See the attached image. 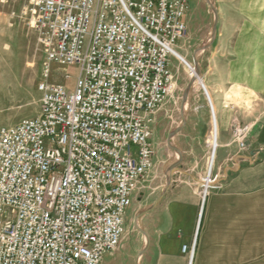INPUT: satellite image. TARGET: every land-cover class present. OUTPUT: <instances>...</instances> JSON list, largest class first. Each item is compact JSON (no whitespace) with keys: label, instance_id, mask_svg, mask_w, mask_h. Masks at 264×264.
<instances>
[{"label":"built area","instance_id":"2783aa9c","mask_svg":"<svg viewBox=\"0 0 264 264\" xmlns=\"http://www.w3.org/2000/svg\"><path fill=\"white\" fill-rule=\"evenodd\" d=\"M190 9L188 0H24L45 57L38 114L0 128V264H103L121 244L154 167L151 118L173 90ZM54 64L78 68L72 87L50 80ZM251 128L235 130L240 146ZM182 251L192 264L194 246Z\"/></svg>","mask_w":264,"mask_h":264},{"label":"rangeland","instance_id":"374dc122","mask_svg":"<svg viewBox=\"0 0 264 264\" xmlns=\"http://www.w3.org/2000/svg\"><path fill=\"white\" fill-rule=\"evenodd\" d=\"M188 1L191 7L189 27L186 36L178 41L177 48L189 62H196L213 97L210 78L214 76L216 66L221 68L220 64L213 63L214 55L220 56L219 50L214 49L215 41L219 40L218 31L222 28L231 31V40H236L241 28L257 30V24L252 27L250 20L255 21L253 7L257 9L260 2H250L247 11L243 10L246 14H240L236 10L237 1ZM23 4L24 0L0 2V128L34 117L39 112L37 85L42 77L45 52L38 33L22 14ZM261 25L264 30V24ZM260 36L264 41V33H253L254 40H260ZM171 69L173 90L151 118L154 167L141 182L142 194L135 198L130 209L121 244L106 254L103 264H140L150 250V233L162 226L164 215L170 217L178 212L182 227L185 226V203L192 204L195 210L193 237L189 243L195 248L192 264H264V257L252 256V253L246 257V252L240 249V241L233 237L229 218L231 179L235 184L237 178L235 168L239 170L247 166L246 156L250 151L264 149V94L260 93L264 84L261 75L252 79V91L243 93L239 89L235 95L223 97L225 121L222 129L217 110L219 145L211 172L213 119L209 101L183 61L172 57ZM66 72L72 73L71 79L65 77ZM77 74L75 66L58 67L54 64L50 80L72 87ZM191 107L196 119L193 125L187 123ZM245 124L252 125V128L243 147L235 141L234 133ZM191 138H197L195 145L189 143ZM257 161L255 157L253 162ZM237 186L240 192L245 184L238 180ZM200 215V229L195 237ZM183 228L179 233L183 234ZM184 254L186 260L183 264H189V256Z\"/></svg>","mask_w":264,"mask_h":264},{"label":"crops","instance_id":"0c3cea01","mask_svg":"<svg viewBox=\"0 0 264 264\" xmlns=\"http://www.w3.org/2000/svg\"><path fill=\"white\" fill-rule=\"evenodd\" d=\"M232 1H237L238 6L235 8L240 14L247 11L250 2L258 1L260 4L257 9L253 7L257 23L253 19L250 20L252 27L257 24V30L254 31V28L250 27L241 28L239 33L237 32L236 40H231L233 33L222 28L218 31L219 40L214 43V49L219 50L220 56L214 55L213 63L214 65L220 64L221 68L217 69V66L214 68V76L210 78V87L219 112L222 129L225 121L223 97L235 95L234 92L239 89L243 93L252 91L251 81L255 75H261V81L264 84V41L261 40V36L259 37L261 41L254 40L253 37V33H264L261 25L264 24V4L261 3L264 0ZM244 4L245 9H242ZM228 37L230 39H226ZM253 65L257 67L253 69L251 67ZM260 91L261 94H264V87ZM246 94L250 95L251 92H246ZM193 111L194 108L191 107L187 117V123L192 125L196 123ZM222 139L221 137V141ZM189 141L190 144L195 145L197 138H191ZM188 153L190 152L188 151ZM255 157L258 158L256 163L253 162ZM246 160L248 161L246 167L234 170L237 176L235 184L231 179L230 226L234 233L233 237L235 236L236 240L240 241V249L246 252V257L251 256V253L252 256L264 257V149L257 152L250 151ZM238 180L245 184L244 189L240 192L237 189ZM194 219V207L187 203H185L184 228L181 215L178 212H174L170 217L164 215L161 221L162 226L150 233V250L142 257L140 264H183L186 256L182 251V246L189 244L193 237ZM200 223L201 215L195 237L198 236ZM182 228L184 229L183 234L179 233Z\"/></svg>","mask_w":264,"mask_h":264},{"label":"bare ground","instance_id":"6f19581e","mask_svg":"<svg viewBox=\"0 0 264 264\" xmlns=\"http://www.w3.org/2000/svg\"><path fill=\"white\" fill-rule=\"evenodd\" d=\"M178 55L180 56L181 60L185 63V57L178 52ZM194 76L196 78V81L199 83L200 86H202V84L204 83L208 94H209V98L211 101V113H212V119H213V139L211 141V145H212V155H211V159H210V163H209V170L212 172V169L214 167V162H215V156H216V151L219 145V140H218V135H219V125H218V115H217V107L215 105L214 99L211 95V92L209 90V87L207 86L205 80L203 79L202 75L197 71L196 73H194Z\"/></svg>","mask_w":264,"mask_h":264}]
</instances>
